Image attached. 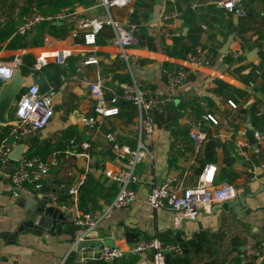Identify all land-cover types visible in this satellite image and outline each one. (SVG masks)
Segmentation results:
<instances>
[{"label": "crops", "instance_id": "1", "mask_svg": "<svg viewBox=\"0 0 264 264\" xmlns=\"http://www.w3.org/2000/svg\"><path fill=\"white\" fill-rule=\"evenodd\" d=\"M38 1L55 0H0V61L18 52H29L33 58V52L41 49L44 37L51 42V48L66 47L69 50L65 63L67 75L72 76L65 80L59 77L63 65L54 62H48L35 73L20 70L28 82L36 76L40 90H44L48 83L55 88L54 113L50 121L21 140L24 142L22 152L26 154L25 150L33 144L48 146L49 151L60 149L71 135L90 141L87 159L80 156L60 161L50 168L48 176L39 184V187L54 189L55 198H48L47 203L61 210L60 204L66 198L65 186L77 178L88 173L103 185L115 182L110 173L120 166V162L108 154L103 132L112 130L117 140L130 145L135 121L133 108L129 105L132 109L130 116L122 110L116 116L101 117L102 127L98 131L80 124L79 116L90 113L91 109L84 82L97 79L104 86L118 90L119 84L129 78L125 64L118 57L116 48L108 43L112 32L108 24L102 26L90 45L82 44L79 37H70L63 23H59L61 26L55 35L46 31L38 34L35 29L22 37L14 34L20 15L28 10L29 3L37 5ZM74 2L77 3L74 8L81 13L92 15L103 11L100 6H84L87 3L81 0L60 2L54 10ZM109 13L121 23L137 24L136 41L127 48L138 59V65L131 66V69L164 100L163 113L152 118V159L143 158L134 169L138 176L132 185L137 197L135 204L131 205L135 207V222H131V226L123 224L131 206L116 207L103 213L108 201L102 204L99 212L91 213L98 219L95 226L86 231L64 217L59 230L54 226L51 231L42 229L39 234L24 231L9 241L0 238V264H150V250L125 251L109 263L93 257L102 242H114L127 248L135 239L150 236L182 246L180 253L166 252L164 264H236L241 259L253 262L254 251L264 250L261 231L264 223V166L260 165L264 164V0H239L231 10L219 6L216 0H132L128 6L110 7ZM202 24L206 27L201 28ZM8 30L11 31L4 35ZM228 33L231 38L227 50L221 52L219 48ZM14 40L15 46L8 45ZM175 41L180 50L173 49ZM187 45L199 49L208 64L191 68L184 82L178 88L170 89L163 69L180 61ZM234 52L238 53L237 56H233ZM89 55L96 61L84 63ZM228 56L231 57L230 63ZM50 74H53L55 84L48 80ZM215 79L230 86L219 85ZM23 88L16 93L8 114ZM229 98L234 100L235 106L226 102ZM247 103L250 104L249 121L262 135L253 144H249L240 132L246 126ZM206 113L211 114L215 122L204 118ZM194 128L206 134L197 149L187 138V133ZM235 142L247 145L251 152L249 163L235 154ZM177 144H182L183 148L179 149ZM200 162L204 163L202 172L208 164L212 165L213 186L226 183L236 196L246 194V206L242 210L230 214L226 211L228 209L217 207L220 201H216L208 211H200L194 219H183L175 224L170 209L152 208L141 200L152 182L165 177H172L179 186L191 185L193 171ZM11 163L0 170V231L12 230L26 209L25 195L14 197L11 193L7 176ZM248 166L251 172L247 171ZM227 170L230 171L227 174L229 179ZM39 187L34 193L42 194ZM71 237L100 240L76 253L73 243L69 242Z\"/></svg>", "mask_w": 264, "mask_h": 264}, {"label": "built area", "instance_id": "2", "mask_svg": "<svg viewBox=\"0 0 264 264\" xmlns=\"http://www.w3.org/2000/svg\"><path fill=\"white\" fill-rule=\"evenodd\" d=\"M132 0H92L85 4L87 7H102L101 13L92 15L81 13L74 8L77 4L64 5L54 11H43L35 3L28 4L27 12L20 15L15 25L14 34L22 36L33 29L41 22L64 23L68 35L72 38H80L82 44L90 45L95 41L97 33L103 25L108 24L112 32L108 38V43L116 48V53L123 60L128 73V80L119 84V89L104 86L99 80H86L84 82L85 91L91 100L90 113L82 114L78 118L80 124L87 129L98 131L102 127L101 117L116 116L119 113V100L128 101L133 108L135 128L132 144L126 141L117 140L116 134L112 130H105L103 138L114 154V158L119 160L118 166L110 173V178L116 182V191L106 206L103 213L116 207H127L135 204L136 192L134 185L138 176L135 172V165L147 157L152 159V118L155 114L164 111V100L160 98L145 81L135 76L131 66L138 65L137 56L127 51V48L135 43V33L138 29L135 23H121L111 17L109 8L112 6H128ZM239 0H216V3L226 10L234 8ZM201 25V28H205ZM51 42L47 37L43 38L41 49L33 52L32 68L38 70L54 62L62 64L60 79L65 80L68 76V67L65 59L69 54L66 47L57 49L51 48ZM22 53L18 52L10 58L0 61V79L8 78L14 67L22 62ZM237 52L233 56H237ZM96 58L89 55L84 59V63L95 62ZM208 64V60L199 49L188 53L180 61L171 64L163 69V76L170 89L178 88L186 79L191 68H198ZM72 76V75H71ZM70 76V77H71ZM107 91V93H106ZM55 88L48 83L44 90H40L36 81H29L16 97L14 107L10 111L9 117L3 124L7 129V134L0 137V170L12 162L7 176L11 185V193L14 197L33 194L49 173L51 167L64 162L68 158L85 159L89 156L90 141L80 139L76 135H71L66 139L65 146L55 148L46 155L40 156L32 153H21L19 158L14 160L9 156L14 145L20 142L27 134L44 127L54 113ZM226 102L230 106H235L231 99ZM204 118L215 122L214 117L206 113ZM255 138L262 135L253 130ZM206 134L203 130L194 128L188 132V139L193 148H198L203 142ZM245 143L235 142L234 152L249 163L251 152L247 150ZM179 149L182 144H177ZM264 166L263 163L260 164ZM251 172L249 166L246 168ZM251 178L253 175L251 174ZM82 177L77 178L65 189L66 198L61 202L60 208L65 219L74 225L82 226L85 231L93 228L97 222L96 216L90 212L83 211L78 206V187L82 182ZM213 183L212 165L208 164L202 172L195 185L179 186L173 182L172 177H165L159 182H152L142 201L152 208H168L174 216L175 224L183 219H194L200 211H208L211 204L227 198L236 196L230 185L224 183L220 187H215ZM49 199L55 198V193L48 192ZM264 238V223L261 226ZM81 237L75 239L79 240ZM143 250H150V264H164L165 253H180L182 246L178 243L162 241L157 236L138 238L132 241L127 248H122L114 242H102L94 254V258L102 262H113L125 251L136 253ZM236 264H264V250L254 251V260L247 263L241 259Z\"/></svg>", "mask_w": 264, "mask_h": 264}, {"label": "water", "instance_id": "3", "mask_svg": "<svg viewBox=\"0 0 264 264\" xmlns=\"http://www.w3.org/2000/svg\"><path fill=\"white\" fill-rule=\"evenodd\" d=\"M92 0H81L82 3H89ZM231 33H228L225 40L221 44L219 50L221 52H226L227 45L230 41ZM33 81L37 80L36 76L32 77ZM28 83V78L23 76L20 73V69L18 66L14 67L11 75L8 78L2 80L0 84V124H4L9 117L8 110L9 107L18 92V90L22 87H25ZM55 98V97H54ZM245 121L246 126L245 129L240 131L243 134L249 144H253L257 142V139L253 135L254 127L250 123V104L247 103L245 106ZM80 117V116H79ZM73 118V117H72ZM24 148V142H18L14 145L12 150L9 153V156L16 160L19 158L22 153V149ZM108 154L111 157L114 156L110 149L107 148ZM204 168V163L200 162L197 168L193 171L194 177L191 185H195L198 179V176L201 174L202 169ZM67 186H65V189ZM40 193L27 194L25 196L24 206L26 209L24 210L25 215L22 216L14 228L9 231H0V238L2 240H13L18 233H22L24 231H32L33 233L39 234L42 229H47L51 231L54 226L59 230V224L63 222L64 214L59 208L47 203V193L52 192L54 189L49 187L40 186ZM246 194H240L238 196H234L232 198L224 199L218 202L217 207H221L230 214H235L237 211L242 210L246 204L244 202ZM135 207L131 206L128 211V216L123 220V224L127 226H131V222H135V218L133 217V211ZM100 238H80L79 240H75L74 237L69 238V242L73 243L74 251L78 253L81 248L91 247L94 242L99 241Z\"/></svg>", "mask_w": 264, "mask_h": 264}, {"label": "trees", "instance_id": "4", "mask_svg": "<svg viewBox=\"0 0 264 264\" xmlns=\"http://www.w3.org/2000/svg\"><path fill=\"white\" fill-rule=\"evenodd\" d=\"M69 1H71V0L38 1L36 3L40 8H42V6H43L44 7L43 10L52 11L55 9V7H57L60 4V2L61 3H67ZM60 26L61 25H59V23H47L44 21V22L37 24L33 28V30L35 29V31H37L38 34H40L42 31H46L47 33H49L51 35L52 34L55 35L56 29H58V27H60ZM10 31L11 30L6 31L4 33V35H7ZM17 36H19V35H17ZM22 36H24V35H22ZM22 36H20V37H22ZM16 40H18V39L16 38ZM16 40H14V42H12L8 45H10V46L14 45L15 46ZM173 45L175 46L173 49L177 50V48H178L180 50L179 43H177L175 41ZM183 51L185 53L181 54V56L185 57L188 53L193 52L194 49H191L190 46L187 45V46H185ZM170 53L173 54L174 52H170ZM21 57H22V62L20 64V70L22 72H27L28 70H31V71H34V73H35V70L32 68V63H33L32 54L29 52H26V53H23ZM228 60H229L228 62L230 63V61H231L230 56H228ZM51 76H53V74L49 75V77L51 79H49V77H48V80L55 84L56 80L54 78L52 79ZM1 82H2V80L0 79V83ZM215 82L219 85H226L228 87L230 86L229 84H227L226 82H224L220 79H215ZM229 99H231V98H229ZM231 100L234 102L233 99H231ZM118 104H119V108H121V110H119V113L122 110H124L129 116L131 115L132 109L129 106L128 101L122 99V100H119ZM0 126H1L0 137H3L7 134L6 133L7 128L5 125H0ZM184 131H186V128L184 129ZM187 138H188V133H187ZM62 145H64V143ZM47 147L48 146H41L40 144H33L31 147L27 148L25 150V152L44 156L46 153L49 152V149H46ZM229 172H230L229 170L226 171V177H227V174ZM115 191H116L115 182H111L107 185H103L98 180L94 179L90 174L87 173L83 176L82 182L78 187V193H77L78 206L83 211H86V212H90V213L99 212L102 208V204L105 202H108L111 199V197L114 195Z\"/></svg>", "mask_w": 264, "mask_h": 264}, {"label": "rangeland", "instance_id": "5", "mask_svg": "<svg viewBox=\"0 0 264 264\" xmlns=\"http://www.w3.org/2000/svg\"><path fill=\"white\" fill-rule=\"evenodd\" d=\"M41 9H43V8H41ZM11 110V109H10Z\"/></svg>", "mask_w": 264, "mask_h": 264}]
</instances>
